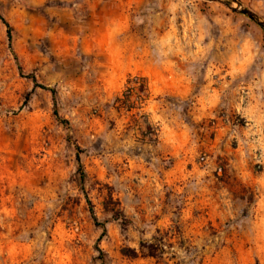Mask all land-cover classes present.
I'll list each match as a JSON object with an SVG mask.
<instances>
[{
    "label": "rangeland",
    "instance_id": "374dc122",
    "mask_svg": "<svg viewBox=\"0 0 264 264\" xmlns=\"http://www.w3.org/2000/svg\"><path fill=\"white\" fill-rule=\"evenodd\" d=\"M223 1L0 0V264H264V28L230 9L264 0Z\"/></svg>",
    "mask_w": 264,
    "mask_h": 264
},
{
    "label": "trees",
    "instance_id": "16d2710c",
    "mask_svg": "<svg viewBox=\"0 0 264 264\" xmlns=\"http://www.w3.org/2000/svg\"><path fill=\"white\" fill-rule=\"evenodd\" d=\"M230 5V3H227ZM7 28H8V37L10 42H12L13 39V31L11 25L6 23L4 21ZM23 75L22 69H20ZM30 79L36 89H42L46 92H49L54 100L55 103V109H54V115L55 117L60 120V114L58 110V105H57V99H58V92L55 88L48 87L46 85L41 84L38 79L34 75H28L27 77ZM152 93L150 89L149 82L147 78L142 77V76H130L127 80L125 89L122 93L121 96H117L114 100V104L116 106V109L118 112L125 111L129 114L136 112L135 115H133L134 118H146V115H143V111L145 107L147 106L148 101L151 99ZM29 100V99H28ZM148 125V130L146 131L147 138L149 140L153 141L154 137H157L156 134V129H154L148 122L146 123ZM141 128V126H140ZM155 142H157L155 140ZM78 163H79V170H78V179H77V184L79 185L80 188H84L86 181H87V176L84 171L83 165L81 163L80 157H78ZM88 204L91 206V201L87 199ZM106 209L109 211L113 218L116 221H122L126 222L124 215L119 207V204L113 200L112 195H109V200L106 203ZM94 222L96 226L101 227L103 229V232L106 233V228L104 225L100 224L97 217L94 215ZM101 256L104 257V252L101 249H98ZM142 250H145L147 252V256L150 258H154L158 261H162L165 255V249L161 243H151V244H143L142 245ZM124 254H132V255H126L128 257H131L133 259L138 258V255L136 253H132L131 251H124ZM103 261V259H101Z\"/></svg>",
    "mask_w": 264,
    "mask_h": 264
},
{
    "label": "water",
    "instance_id": "95a60500",
    "mask_svg": "<svg viewBox=\"0 0 264 264\" xmlns=\"http://www.w3.org/2000/svg\"><path fill=\"white\" fill-rule=\"evenodd\" d=\"M205 2H216V3H223V0H203ZM226 6H229L226 4ZM234 13L244 15L248 17L250 20L256 22L260 27L264 28V21L252 10L246 9L242 6V4L238 3L237 8H230Z\"/></svg>",
    "mask_w": 264,
    "mask_h": 264
}]
</instances>
